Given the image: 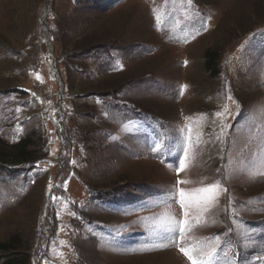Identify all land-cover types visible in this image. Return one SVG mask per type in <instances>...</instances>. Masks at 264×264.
<instances>
[{"label":"rangeland","instance_id":"1","mask_svg":"<svg viewBox=\"0 0 264 264\" xmlns=\"http://www.w3.org/2000/svg\"><path fill=\"white\" fill-rule=\"evenodd\" d=\"M28 136L0 243L30 264H264V0H0V159Z\"/></svg>","mask_w":264,"mask_h":264},{"label":"trees","instance_id":"2","mask_svg":"<svg viewBox=\"0 0 264 264\" xmlns=\"http://www.w3.org/2000/svg\"><path fill=\"white\" fill-rule=\"evenodd\" d=\"M91 43H90V42ZM94 42L92 40H86L82 45V51L80 54H85L87 57L91 56L90 54H95L98 46H93ZM104 47V46H102ZM78 46L75 48V50ZM78 54V55H80ZM81 56V55H80ZM94 59V58H92ZM96 61V59H95ZM218 61V54L211 49H207L204 53V69L209 76L216 77L218 75L216 65ZM36 147L32 138L30 136L25 137L17 142L15 145L16 154L13 155L12 162H3L0 159V162L4 166L19 168L26 166L35 162L33 160L32 154ZM22 238L17 235H11L9 238L0 243V253L3 256L0 258L1 264H30V256L27 254V248L23 246Z\"/></svg>","mask_w":264,"mask_h":264},{"label":"snow or ice","instance_id":"3","mask_svg":"<svg viewBox=\"0 0 264 264\" xmlns=\"http://www.w3.org/2000/svg\"><path fill=\"white\" fill-rule=\"evenodd\" d=\"M187 3L189 5H191L192 0H187ZM37 79H39V76H37ZM159 147L160 146L157 145L156 148L153 150L157 151V150H159ZM177 183H185V182L184 181H177ZM179 196L181 197L180 203H181V207L183 208V207H185L184 200L186 199V194L183 191H180ZM54 199H55V197H54ZM173 199H174V197H173ZM187 215H188V213L185 212V216H187ZM183 232H184V228L181 226L179 228V234H182ZM179 250L191 262V264H205V261L197 260L196 258H194V256L192 255V253L188 249L180 248ZM211 255H212V253H209L208 257L211 258Z\"/></svg>","mask_w":264,"mask_h":264},{"label":"water","instance_id":"4","mask_svg":"<svg viewBox=\"0 0 264 264\" xmlns=\"http://www.w3.org/2000/svg\"><path fill=\"white\" fill-rule=\"evenodd\" d=\"M47 14H48V12L45 11L44 15L41 17V24H42V26H43V28L45 30L43 36H44L45 40L48 43V47H50V42H49V40L47 39V36H46L47 35V30H46V17H47ZM48 50H49V48H48Z\"/></svg>","mask_w":264,"mask_h":264}]
</instances>
